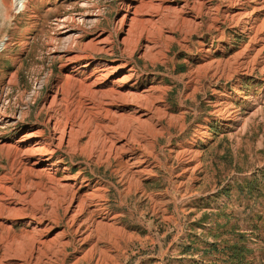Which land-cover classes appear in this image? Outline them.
Here are the masks:
<instances>
[{
  "label": "rangeland",
  "instance_id": "374dc122",
  "mask_svg": "<svg viewBox=\"0 0 264 264\" xmlns=\"http://www.w3.org/2000/svg\"><path fill=\"white\" fill-rule=\"evenodd\" d=\"M20 1L0 264H264V0Z\"/></svg>",
  "mask_w": 264,
  "mask_h": 264
},
{
  "label": "trees",
  "instance_id": "16d2710c",
  "mask_svg": "<svg viewBox=\"0 0 264 264\" xmlns=\"http://www.w3.org/2000/svg\"><path fill=\"white\" fill-rule=\"evenodd\" d=\"M250 189H252V188H250ZM236 235L239 236L240 238L244 237L242 235H238V233ZM209 246L213 247L214 250L218 249V243H216V242L214 244H210ZM226 250H228V251H226ZM248 250L249 249L242 242L236 241L231 245L225 246V248L222 249V252L224 255L227 256L226 260H230L231 263L233 261V263H235V264L236 263L237 264H244L243 263L244 252H247ZM226 252H227V254H226Z\"/></svg>",
  "mask_w": 264,
  "mask_h": 264
},
{
  "label": "bare ground",
  "instance_id": "6f19581e",
  "mask_svg": "<svg viewBox=\"0 0 264 264\" xmlns=\"http://www.w3.org/2000/svg\"><path fill=\"white\" fill-rule=\"evenodd\" d=\"M27 2V0H22V1H20V3H26ZM77 59V58H76ZM80 59H83V60H85L86 59V56H83V55H81L80 56ZM88 64H83L82 66H84L85 68H86V66H87ZM104 66V65H103ZM125 79V78H124ZM126 132V131H125ZM128 132V131H127ZM95 134V133H94ZM131 135V134H130ZM70 136V135H69ZM97 137V136H96ZM96 137L95 136H93L91 139H92V141L94 140V139H96ZM58 141V140H57ZM128 141V140H127ZM95 142V141H94ZM129 143V142H128ZM140 143V142H139ZM125 144V143H124ZM90 145V144H89ZM127 145V144H126ZM144 146V145H143ZM135 147V146H134ZM139 147V146H138ZM142 147V146H141ZM132 149V148H131ZM37 151H43L42 150V148L41 149H35V150H33V153H36ZM39 153V152H38ZM141 160V159H140ZM83 199V198H82ZM83 201V200H82ZM82 204L83 203H80V205H79V207H80V209L82 208ZM84 205V204H83ZM24 207V206H23ZM26 208V207H25ZM21 210V209H20ZM67 210V209H66ZM78 213V212H77ZM77 213H76V215H77ZM53 214V213H52ZM51 217V216H50ZM59 234V233H58Z\"/></svg>",
  "mask_w": 264,
  "mask_h": 264
}]
</instances>
